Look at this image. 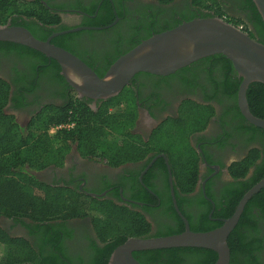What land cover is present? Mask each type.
I'll list each match as a JSON object with an SVG mask.
<instances>
[{"label": "trees", "instance_id": "16d2710c", "mask_svg": "<svg viewBox=\"0 0 264 264\" xmlns=\"http://www.w3.org/2000/svg\"><path fill=\"white\" fill-rule=\"evenodd\" d=\"M157 1L166 4L173 0ZM190 1L194 11L185 22L195 18L218 17L229 21L233 26L242 25L243 32L264 45V22L252 0H231L229 4L224 0ZM230 4L231 8L228 7ZM195 13L199 16L196 17ZM21 16L35 19L36 23L23 21L22 25L38 40H45L54 32L67 30L60 23V18L41 4L32 6L17 0H0V25L8 19L17 24V20L22 19ZM180 23L167 29L158 26L154 34ZM100 25L102 24L89 23L91 27ZM85 33L81 31L61 35L52 39L51 44L78 57L68 39L78 38ZM151 35L153 34L140 38L124 53ZM0 44L3 48H20L43 61L42 63L51 62L50 70L55 76L60 70L54 60L37 51L14 43ZM208 58L222 69H233L222 55ZM233 72V82L227 81L223 88L224 94L234 102L233 109H230L231 133L244 137L246 143L256 142L258 147L248 150L244 157L230 164V180L224 185L218 198L210 195L209 188L206 187V197L214 203V208L200 194L196 202L202 210L198 224L195 225L184 209L191 201L187 197L194 191L197 183L200 162V155L189 139L193 134L205 130L214 115L212 107L184 101L177 116L165 119L152 131L148 141L144 142L139 135L133 133L137 109L136 96L130 90L125 89L113 98L100 101L95 111L85 99H78L73 94L63 106H48L41 111L32 119L29 130L25 133L12 116L4 113L3 108L8 101V86L0 83V217L29 221V224L22 223L33 236L31 243L24 238L11 237L0 228V264H108L114 249L128 238L165 237L184 231V224L173 208L163 159L156 160L146 173L156 168L159 170L162 174V191L156 192L154 187L148 185L145 174L142 184L136 181L141 196L134 198L145 204L146 211H151L149 205H156L159 201L158 206L163 209V213L175 219L173 227H159L155 233H152L143 214L136 210L139 209L137 206L128 208L96 198L84 201L72 191L51 188L39 182L33 172L42 170L50 163L61 165L72 145L76 146L82 157L98 160L110 168L139 163L150 153L152 157L165 155L173 178L176 205L188 221L190 230L207 232L221 226V220L233 215L243 195L264 178V130L250 125L240 114L237 107L240 79H236L237 73ZM140 74L142 73L136 76ZM57 79L64 82L61 76H57ZM65 84L73 92L66 82ZM246 98L251 114L264 119V85L250 84ZM121 102L126 105L124 109L118 108ZM61 125L72 127H64L56 134H49V129ZM203 140L200 138L199 141ZM219 145H223V142L220 141ZM148 190L158 198H154ZM74 217H88L95 235V240L86 248L85 261L79 256L66 253L63 240L69 232L57 224L58 221ZM259 222L264 223V188L246 203L237 225L228 236L229 264H263L264 257L262 259L261 254L264 253V239L260 238ZM132 256L140 264H213L217 259L213 251L201 248L139 251Z\"/></svg>", "mask_w": 264, "mask_h": 264}, {"label": "flooded vegetation", "instance_id": "af4514ba", "mask_svg": "<svg viewBox=\"0 0 264 264\" xmlns=\"http://www.w3.org/2000/svg\"><path fill=\"white\" fill-rule=\"evenodd\" d=\"M17 1L32 6L43 5L60 18V23L67 30L90 28L81 30L86 33L78 38L68 39V43L73 47L78 58L98 77L104 76L114 60L140 38L154 34L158 26L167 29L177 22H185L194 11L190 0H173L166 4L157 0ZM224 1L229 4L231 0ZM228 7L231 8V4ZM195 14L196 17L199 16L198 13ZM21 18L17 20V24L12 19H8L0 26L23 27L24 22L36 23L34 18L24 16ZM91 22L102 25L91 27L89 26ZM42 62L20 48H3L0 44V83L8 86V101L3 110L6 115L13 117L25 133L28 132L32 119L45 108L61 107L69 96L77 95L73 90L71 92L66 88L60 70L57 76H61L64 82L58 80L50 70L51 62ZM178 71L165 77L142 73L134 77L123 90L128 89L136 96L137 121L133 133L139 135L144 142L148 141L152 131L165 119L177 116L178 109L184 101L209 105L214 109V115L205 130L193 134L189 139L190 144L196 147L200 155L198 180L194 191L187 197V199L191 198V201L184 207L191 223L195 225L198 224L197 220L202 210L196 202L200 194H203L214 208V203L206 197V187L208 186L210 195L218 198L222 188L230 180L228 174L230 164L244 157L248 150L257 148L258 144L246 143L244 137L231 133L230 109H233L234 102L224 94L223 88L227 81L233 82L235 78L233 69H222L207 57ZM236 79L239 77L236 76ZM83 99L94 111L100 101H106ZM125 107L124 102L118 105L119 109ZM56 132L58 130L51 132L49 129L51 135ZM200 138L204 140L199 141ZM220 141L223 142L221 146ZM152 156L150 153L139 163L110 168L98 160L82 157L76 146L72 145L61 165L50 163L42 170L33 172V175L48 187L72 191L84 201L96 198L128 208L137 206L139 209L136 210L143 214L151 226L152 233H155L159 227H173L175 219L163 213V209L158 206V200L156 205H149L151 211H146L145 204L134 199L141 196L136 181L142 184V177L152 164L158 159H163V157L155 159L148 167L155 158ZM145 177L147 184L154 187L156 192L162 191V174L157 168ZM148 191L154 198H158L153 192ZM22 222L29 224L26 220ZM22 222L0 217V228L11 237L24 238L32 243L33 236ZM57 224L62 225L69 232L63 240L66 253L70 256H79L85 261L86 248L92 240H95L90 219L74 217L63 222L58 221ZM259 230L260 238L264 239V223L259 222ZM263 257L264 253L261 254L262 259Z\"/></svg>", "mask_w": 264, "mask_h": 264}, {"label": "water", "instance_id": "95a60500", "mask_svg": "<svg viewBox=\"0 0 264 264\" xmlns=\"http://www.w3.org/2000/svg\"><path fill=\"white\" fill-rule=\"evenodd\" d=\"M252 1L264 22V0ZM89 29L88 27L74 28L54 33L46 40H38L23 27L0 26V42L25 46L54 60L60 68L61 76L77 97L93 101L108 100L119 95L139 73L165 77L201 59L222 55L231 63L240 79L237 90V107L240 114L247 123L264 130V119L251 114L246 98L250 84L264 85V45L251 39L232 24L218 17L195 18L182 22L171 29L142 40L119 56L102 77H98L78 57L50 42L58 35ZM159 157H163L166 164L172 204L184 223V231L165 237L128 238L114 249L108 264H140L133 258L134 252L171 248L211 250L217 255L213 264H229L228 236L237 225L246 203L264 188V178L243 195L233 215L221 220V226L207 232H192L176 205L167 158L159 155L148 167ZM214 169L218 170L217 167Z\"/></svg>", "mask_w": 264, "mask_h": 264}, {"label": "built area", "instance_id": "2783aa9c", "mask_svg": "<svg viewBox=\"0 0 264 264\" xmlns=\"http://www.w3.org/2000/svg\"><path fill=\"white\" fill-rule=\"evenodd\" d=\"M235 27L238 28V29L241 30V31L243 30V26H242V25H237V26H235ZM70 126H72V125H67V126H63V125H61V126H58V127H53V128H51L50 131L53 132V131L59 130V129L63 128V127H67V128H69Z\"/></svg>", "mask_w": 264, "mask_h": 264}]
</instances>
